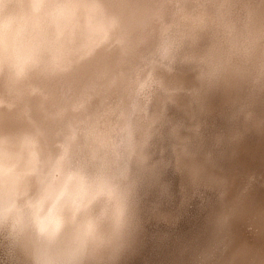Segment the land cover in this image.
Listing matches in <instances>:
<instances>
[{"label":"clouds","instance_id":"1","mask_svg":"<svg viewBox=\"0 0 264 264\" xmlns=\"http://www.w3.org/2000/svg\"><path fill=\"white\" fill-rule=\"evenodd\" d=\"M149 244L264 264V0H0V264Z\"/></svg>","mask_w":264,"mask_h":264},{"label":"rangeland","instance_id":"2","mask_svg":"<svg viewBox=\"0 0 264 264\" xmlns=\"http://www.w3.org/2000/svg\"><path fill=\"white\" fill-rule=\"evenodd\" d=\"M167 179L172 184L173 192L178 194L180 178L170 172ZM196 203L197 202H194V205L189 211V214L181 220L179 225L175 229L171 230L173 241L190 238L195 233L200 223V217L196 207ZM149 231H153V228L150 227ZM172 259L173 257L170 254L169 250L157 248L152 244H149L148 248L145 250L142 256L137 258L135 264H172Z\"/></svg>","mask_w":264,"mask_h":264}]
</instances>
